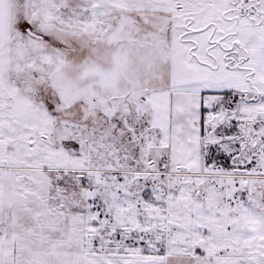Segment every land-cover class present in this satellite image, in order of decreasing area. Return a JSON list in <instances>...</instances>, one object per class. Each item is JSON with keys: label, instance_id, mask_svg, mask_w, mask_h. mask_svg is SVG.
<instances>
[{"label": "snow or ice", "instance_id": "snow-or-ice-1", "mask_svg": "<svg viewBox=\"0 0 264 264\" xmlns=\"http://www.w3.org/2000/svg\"><path fill=\"white\" fill-rule=\"evenodd\" d=\"M0 264H264V0H0Z\"/></svg>", "mask_w": 264, "mask_h": 264}]
</instances>
